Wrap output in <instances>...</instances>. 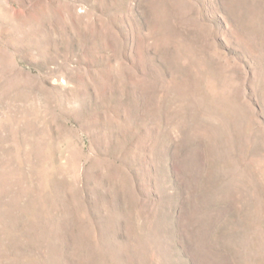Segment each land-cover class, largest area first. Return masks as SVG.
Instances as JSON below:
<instances>
[{
	"label": "rangeland",
	"instance_id": "rangeland-1",
	"mask_svg": "<svg viewBox=\"0 0 264 264\" xmlns=\"http://www.w3.org/2000/svg\"><path fill=\"white\" fill-rule=\"evenodd\" d=\"M0 264H264V0H0Z\"/></svg>",
	"mask_w": 264,
	"mask_h": 264
}]
</instances>
